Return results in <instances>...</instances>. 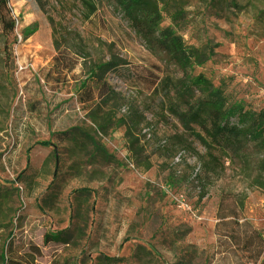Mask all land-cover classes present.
Wrapping results in <instances>:
<instances>
[{
  "label": "rangeland",
  "instance_id": "rangeland-1",
  "mask_svg": "<svg viewBox=\"0 0 264 264\" xmlns=\"http://www.w3.org/2000/svg\"><path fill=\"white\" fill-rule=\"evenodd\" d=\"M158 1L163 25L197 53L195 71L230 101L264 107V0ZM9 5L17 17L0 61V264H264V149L227 155L184 129L146 78L175 76V67L109 2L88 20L79 0ZM16 32L24 42L15 49ZM67 46L77 64L61 81L49 71ZM107 62L119 65L103 74L106 104L83 106L80 81ZM73 99V117L56 126Z\"/></svg>",
  "mask_w": 264,
  "mask_h": 264
},
{
  "label": "trees",
  "instance_id": "trees-1",
  "mask_svg": "<svg viewBox=\"0 0 264 264\" xmlns=\"http://www.w3.org/2000/svg\"><path fill=\"white\" fill-rule=\"evenodd\" d=\"M104 1L122 14L151 53L161 55L175 67L178 73L175 76L166 74L159 77L152 72L146 78L150 88L160 93L165 109L179 120L184 129L195 135L207 149L218 148L227 155H241L251 147L264 149V107L252 109L240 101H230L223 87L216 86L204 73L195 71V65L199 64L197 53L174 27L163 25L158 0H79L83 17L88 20L97 15ZM14 28L15 18L9 0H0V42L4 55L0 61L9 60L10 37ZM67 49L68 46L53 57L49 71H55L61 81L67 80L68 72L77 64V53ZM117 65L109 62L97 64L80 81L79 100L83 106L101 108L106 104L103 99L108 85L103 74ZM71 129L51 131L50 136H65ZM26 159L25 170H28V150ZM119 260L105 257L103 263L117 264Z\"/></svg>",
  "mask_w": 264,
  "mask_h": 264
},
{
  "label": "crops",
  "instance_id": "crops-1",
  "mask_svg": "<svg viewBox=\"0 0 264 264\" xmlns=\"http://www.w3.org/2000/svg\"><path fill=\"white\" fill-rule=\"evenodd\" d=\"M60 102H62V99L57 100L54 103V107H56ZM78 107H79V102H78L77 99L70 100L64 107L61 108V109L65 110V112L67 114V116H65L64 119L65 120H70L73 117L75 111L78 109ZM61 109H59V110H61ZM63 120H62V122H63ZM54 121H55V119H54ZM61 124L56 125V126L60 127Z\"/></svg>",
  "mask_w": 264,
  "mask_h": 264
},
{
  "label": "bare ground",
  "instance_id": "bare-ground-1",
  "mask_svg": "<svg viewBox=\"0 0 264 264\" xmlns=\"http://www.w3.org/2000/svg\"><path fill=\"white\" fill-rule=\"evenodd\" d=\"M65 109V108H64ZM65 116H67L65 110L61 109L59 110L55 116H54V119H55V125H59L62 123V120L65 118ZM17 154V151L13 152L11 154V158H14V156Z\"/></svg>",
  "mask_w": 264,
  "mask_h": 264
},
{
  "label": "built area",
  "instance_id": "built-area-1",
  "mask_svg": "<svg viewBox=\"0 0 264 264\" xmlns=\"http://www.w3.org/2000/svg\"><path fill=\"white\" fill-rule=\"evenodd\" d=\"M13 16H14V18L16 20L17 15L15 13H13ZM15 37H16V41H15V44H14V48L16 49V48H19L20 45L24 42V35L21 32H16L15 33Z\"/></svg>",
  "mask_w": 264,
  "mask_h": 264
}]
</instances>
